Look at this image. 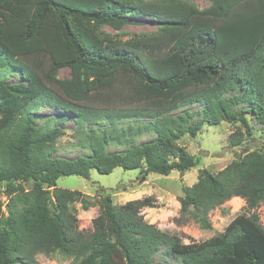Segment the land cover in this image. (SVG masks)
<instances>
[{"label":"trees","instance_id":"16d2710c","mask_svg":"<svg viewBox=\"0 0 264 264\" xmlns=\"http://www.w3.org/2000/svg\"><path fill=\"white\" fill-rule=\"evenodd\" d=\"M207 1L204 9L188 0L104 2L86 12L40 0L21 36L26 42L40 39L45 21L53 18L72 55L70 60L51 65L46 74L47 82L62 96L40 80L8 41L0 42V193L7 198L5 204L0 201V264H35L37 255H59L70 264H117V256L124 264H151L161 251L181 264H264V230L254 213L264 202V150L238 155L216 174L202 169L197 181L182 189L181 221L188 215L202 229L211 227L209 212L225 201L233 197L245 201L247 214L235 217L221 234L202 243L183 244L178 236L146 223L140 211L157 207L152 197L114 205L110 196H105L101 218L92 220L89 231L78 230L76 209L71 204L81 202V193L56 186L60 177L88 179L92 169L101 175L116 168L140 170V181L150 174L168 176L175 171L182 175L195 166L193 156L179 144L182 137L195 138L205 124L239 122L244 133L236 128L227 138L229 145L236 146L243 134L252 133L248 114L264 125V36L249 52L225 66L213 62L209 72L216 80L184 97L174 108L82 105L88 98L90 79L96 75L127 70L133 77L129 80L160 91L185 82L193 68L213 58L214 36L197 31L180 40L176 47L178 72L159 80L150 77L138 57L124 48L84 49L69 19L90 23L92 34L103 42L120 43V35H110L102 27L120 31L150 21L159 34L182 31L192 18L222 19L246 0ZM12 2L0 0V11ZM143 38L131 35L132 41ZM62 69L68 71L67 78H59ZM10 76L16 81L8 82ZM44 105L65 114L45 115L40 111ZM193 105L199 109L175 113L178 107ZM67 114L75 124L72 136L76 145L89 150L90 155L74 159L54 156L55 142L64 136L62 126L70 119ZM123 122L127 123L124 127L120 125ZM144 134L154 138L133 145ZM111 145L121 150L110 151ZM81 205L86 209L83 202Z\"/></svg>","mask_w":264,"mask_h":264},{"label":"rangeland","instance_id":"374dc122","mask_svg":"<svg viewBox=\"0 0 264 264\" xmlns=\"http://www.w3.org/2000/svg\"><path fill=\"white\" fill-rule=\"evenodd\" d=\"M39 1L14 0L3 11L1 10L2 12L0 11V42L5 44L8 41L12 50L16 51L19 58L35 71L40 80L62 96V93L55 86L47 82L46 74L51 65L70 60L72 55L65 48L60 30L53 18L48 17L45 21L40 39L26 42L21 36L32 9ZM51 1L86 12L96 10L104 2L128 3V0ZM188 1L199 9H204L209 5L207 0ZM69 22L76 29L80 37V44L84 49L124 48L138 57L150 77L159 80H164L178 72L176 47L180 40L197 31L210 32L214 36L213 58L193 68L191 76L185 82L169 90L160 91L129 80L133 77L127 70L111 72L107 75H96L90 79L88 98L86 102L82 103L85 106L98 108H174L184 97L203 90L216 80L217 77L209 72L213 62L217 60L221 66H225L234 58L249 52L256 42L264 36V0H246L222 19L192 18L188 22L187 29L174 30L170 33L159 34L157 26L150 21L126 26L120 31H113L106 26L102 27V30L110 35H120L122 37L120 43L101 41L92 34L90 23H79L73 19H69ZM133 34L144 35L145 38L140 41H132L131 35ZM39 73L42 74L44 80L41 79ZM67 77L68 71L62 69L59 72V78ZM13 81L16 80L12 76L8 77V82ZM134 84L138 85L135 86ZM184 109L196 111L199 107L195 105L186 108L178 107L175 113ZM40 111L45 115L61 116L65 114L49 108L47 105L41 107ZM67 115L70 119H66L62 126L65 131L64 136L59 137L55 142L54 156L74 159L79 156L90 155L89 150L81 149L76 145L77 141L72 136L75 124L70 114ZM247 118L252 133L250 136L243 134L236 146L229 145L227 138L236 128H240L244 133V128L239 122H225L219 125L205 124L195 138L182 137L179 140L180 146L184 147L195 160V166L182 175L175 171L168 176L150 174L144 181H140V170L128 171L116 168L108 175H101L92 169L88 179L80 176L60 177L56 186L81 193V202L86 209L82 208L80 201L71 204L76 209L75 219L78 230L89 231L92 220L101 218V199L105 196H110L114 205L152 197L157 207L144 208L140 211V215L146 223L155 226L168 235L178 236L183 244L202 243L221 234L235 217L247 214L245 201L239 197L225 201L209 212L208 218L211 227L202 229L188 215H186V219H183L186 221H181L180 198L183 196L182 189L192 186L197 181L198 173L202 169L216 174L238 155H244L255 150H264V125L258 124L252 114H248ZM133 123L138 125L140 122ZM126 124L123 122L120 125L124 127ZM153 138L152 134H144L140 138H136L133 145ZM109 150L118 151L121 148L111 145ZM0 201L3 204L7 202L6 196L2 193H0ZM254 213L258 215L259 223L264 230V202H261L254 209ZM115 260L117 264H124L119 256ZM35 264H70V260L59 255L50 257L37 255ZM151 264H181V262L165 251H161L152 258Z\"/></svg>","mask_w":264,"mask_h":264}]
</instances>
